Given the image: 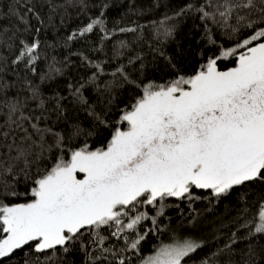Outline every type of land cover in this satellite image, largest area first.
<instances>
[{
  "label": "snow or ice",
  "instance_id": "6c2138e0",
  "mask_svg": "<svg viewBox=\"0 0 264 264\" xmlns=\"http://www.w3.org/2000/svg\"><path fill=\"white\" fill-rule=\"evenodd\" d=\"M207 6L214 10L199 8L203 18L229 30L232 38L242 36L244 29L248 35L207 57L203 70L190 78L144 86L130 110L121 111L105 147L90 150L85 143L70 148L65 135L51 127L41 128L34 122L29 132L17 125L24 134L19 144L13 141L16 155L6 166L0 161V264L17 254H21L20 264H41L42 259L52 264L54 253L71 255L74 250H83L88 254L90 246H95L96 253L88 264L107 260L105 254L110 252L116 264H126L113 250L115 246H107L106 241L114 237L138 251L147 235L139 232L138 226L147 220L155 225L156 217L150 216L149 210L162 216L167 199L192 201L199 198L196 190L219 198L239 186L264 183V0H217L215 4L209 0ZM27 11L32 12V8ZM20 19L23 21V16ZM101 24V20H94L79 35L91 33ZM6 31H0V41ZM20 43L13 63L34 64L38 42ZM230 59L235 66L220 71L218 61ZM93 67L92 80L102 72L100 65ZM60 71L55 64L49 66L52 75ZM118 73L127 80L123 69H117L113 76ZM5 87L0 84V92ZM83 87L75 88L73 96L87 106ZM38 94L32 89L33 98ZM0 104L8 109L9 120L16 123L12 118L20 111L19 103L0 97ZM92 115L109 126L100 115ZM80 132L77 128L72 135ZM7 135L0 133L5 138ZM46 153L52 154L51 166ZM21 179L30 181L31 186L18 193L16 183ZM8 196L31 199L4 203ZM257 214L259 223L253 234H264V204ZM126 232L136 238L129 241ZM200 247L191 240H174L142 264H187L185 258H191ZM229 247L225 245V249ZM202 264L214 261L205 259Z\"/></svg>",
  "mask_w": 264,
  "mask_h": 264
},
{
  "label": "trees",
  "instance_id": "16d2710c",
  "mask_svg": "<svg viewBox=\"0 0 264 264\" xmlns=\"http://www.w3.org/2000/svg\"><path fill=\"white\" fill-rule=\"evenodd\" d=\"M216 2L211 0L212 4ZM208 3L209 0H0V31L7 30L0 41V84L6 85L0 97L6 102H18L20 108L13 123L8 109L0 104V133L8 134L6 138L0 136V161L6 166L16 155L13 141L19 144L24 134L18 124L29 132L34 122L41 128L51 127L65 135L70 148L85 143L90 150L105 147L121 111L130 110L144 86L168 85L179 77L190 78L203 70L207 57L248 35L244 29L242 36L232 38L227 34L229 30L203 18L199 8L214 10ZM28 7L32 12L27 11ZM97 19L101 25L91 33L79 35ZM126 28L135 31H121ZM22 40L39 44L37 59L30 66L13 63ZM53 64L61 68L59 74L49 73ZM97 64L102 72L92 80L96 72L93 65ZM234 66L233 59L218 61L219 70ZM117 69H123L127 80L119 73L113 76ZM80 85H84L81 93L87 106L73 96V90ZM32 89L38 90L36 98ZM92 113L100 115L109 126L101 124ZM77 128L80 135L73 136ZM46 156L47 165L51 166L52 154ZM6 179L12 182L11 177ZM30 186V181L21 179L16 191L24 192ZM196 196L199 198L192 201L167 199L162 216L149 210V215L156 217V224L147 220L138 226L139 232L147 233L138 251L114 237L106 245L115 246L113 250L125 258L126 264H141L157 247L185 239L201 245L191 258H185L187 264H202L205 259H212L214 264H264V234H253L259 223L257 210L264 204V183L239 186L219 198L203 190H196ZM30 199L8 196L3 202L26 203ZM125 235L129 241L136 238L132 232ZM225 245L230 247L225 249ZM221 249H225L222 254L213 255ZM95 253V246H90L88 254L83 250H74L71 255L54 253L52 264H88ZM20 255L2 264H20ZM105 255L108 259L101 258L97 264H116L111 252ZM41 264L50 262L42 259Z\"/></svg>",
  "mask_w": 264,
  "mask_h": 264
},
{
  "label": "rangeland",
  "instance_id": "374dc122",
  "mask_svg": "<svg viewBox=\"0 0 264 264\" xmlns=\"http://www.w3.org/2000/svg\"><path fill=\"white\" fill-rule=\"evenodd\" d=\"M227 70H228V69H227ZM220 71H226V70H220ZM78 178H82V175H79V174H78ZM171 243H173V242H170V243H167V244H171ZM167 244H163V245H167ZM163 245L157 247L156 250H155L153 253H151L150 255H155L156 251H157L160 247H162ZM150 255H148V256H150ZM148 256H147V257H148ZM147 257H146V258H147ZM146 258H144V259H146ZM141 264H142V263H141Z\"/></svg>",
  "mask_w": 264,
  "mask_h": 264
}]
</instances>
